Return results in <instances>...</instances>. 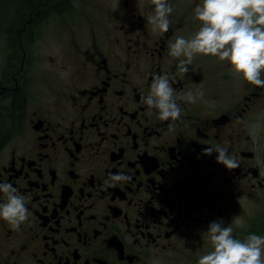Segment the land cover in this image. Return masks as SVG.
<instances>
[{"label": "flooded vegetation", "instance_id": "obj_1", "mask_svg": "<svg viewBox=\"0 0 264 264\" xmlns=\"http://www.w3.org/2000/svg\"><path fill=\"white\" fill-rule=\"evenodd\" d=\"M74 1L27 6L13 30L22 55L0 74V183L24 195L29 212L19 230L0 219V264H198L214 250V221L241 241L264 236V88L217 57L195 56L184 74L169 55L178 36L202 26V0H167L166 33L148 23L151 0H86L72 53L50 59L45 76L24 35ZM162 74L177 98L197 96L177 99L174 123L141 102ZM217 145L235 154L237 169L203 154ZM116 173L131 179L108 187Z\"/></svg>", "mask_w": 264, "mask_h": 264}, {"label": "clouds", "instance_id": "obj_2", "mask_svg": "<svg viewBox=\"0 0 264 264\" xmlns=\"http://www.w3.org/2000/svg\"><path fill=\"white\" fill-rule=\"evenodd\" d=\"M154 15L148 23L154 31L166 33L169 30L170 14L173 8L167 0H151ZM194 18L201 22V27L190 39L178 36L169 45V55L178 59L176 65L179 73L187 74L188 66L197 55L217 57L231 65L229 71L235 73L248 84L264 88V0H202L194 9ZM183 57V59H180ZM173 81L167 74L155 75L152 79L149 94L141 97V102L158 113L161 121H172L181 118V108L177 99L188 103L196 102V94L188 91L178 98L174 95ZM203 97V91L198 90ZM171 130L172 124H169ZM217 153L216 162L228 170L239 167V161L227 147L214 146L203 149V154ZM131 179L122 173L109 174L105 181L108 187L115 183ZM0 192L5 196L0 203V219L14 230L29 218L26 197L18 193L9 183H0ZM233 229L225 226L220 220L208 225L207 235L213 251L202 255L198 264H264V236L250 234L244 241L233 238Z\"/></svg>", "mask_w": 264, "mask_h": 264}, {"label": "rangeland", "instance_id": "obj_3", "mask_svg": "<svg viewBox=\"0 0 264 264\" xmlns=\"http://www.w3.org/2000/svg\"><path fill=\"white\" fill-rule=\"evenodd\" d=\"M38 0H0V74L5 67V62L11 55L21 56L20 41L15 33L26 19L27 6L33 5ZM137 2V0H133ZM99 5H106L107 0H92ZM86 0H75L74 9L69 13L53 15L45 21L37 22L32 29L29 28L24 35L23 46L31 51L39 60L38 66L45 71L52 68L50 59L56 60V65L65 60L72 53V33L76 34L85 22L83 13L79 11L80 5H85ZM18 28L13 34V30ZM3 65V66H2Z\"/></svg>", "mask_w": 264, "mask_h": 264}]
</instances>
